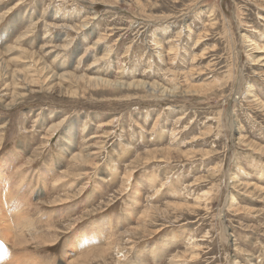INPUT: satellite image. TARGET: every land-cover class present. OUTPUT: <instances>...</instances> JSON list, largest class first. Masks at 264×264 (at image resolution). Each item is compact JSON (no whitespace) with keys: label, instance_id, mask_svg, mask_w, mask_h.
<instances>
[{"label":"rangeland","instance_id":"rangeland-1","mask_svg":"<svg viewBox=\"0 0 264 264\" xmlns=\"http://www.w3.org/2000/svg\"><path fill=\"white\" fill-rule=\"evenodd\" d=\"M262 106L264 0H0V264H264Z\"/></svg>","mask_w":264,"mask_h":264},{"label":"bare ground","instance_id":"bare-ground-1","mask_svg":"<svg viewBox=\"0 0 264 264\" xmlns=\"http://www.w3.org/2000/svg\"><path fill=\"white\" fill-rule=\"evenodd\" d=\"M217 26V25H216ZM157 30V29H156ZM181 32V31H180ZM99 43V42H98ZM98 45V44H97ZM263 49V48H262ZM260 50V49H259ZM173 51V50H172ZM108 56V55H107ZM15 73V72H14ZM20 74V73H19ZM21 75V74H20ZM16 76H17V74H16ZM18 78H20V76H18ZM21 79V78H20ZM61 82V81H60ZM250 87V86H249ZM60 88V87H59ZM248 92H250L249 90L247 91V93ZM13 104V103H12ZM261 105V104H260ZM262 107H264V106H262ZM234 146V145H233ZM178 155V154H177ZM83 158V157H82ZM83 159H85V158H83ZM218 173V172H217ZM240 185V184H239ZM238 185V186H239ZM7 200H9V196H7V198H6ZM234 203V202H233ZM232 203V204H233ZM9 208H11L10 206H9ZM8 208V209H9ZM12 211V210H11ZM8 213H10V212H8ZM22 235V234H21ZM0 236L3 238H7V239H9V237L12 239L13 237V235H12V233H11V229H10V226H9V224H8V221H7V214H6V208H5V206H4V204H2V202H1V197H0ZM21 237V236H20ZM81 237H79L78 239H80ZM17 240V239H16ZM27 241V240H26ZM8 242H9V240H8ZM18 242V241H17ZM22 242H20L19 243V245H26V243H22ZM72 246H73V244H71ZM75 248V247H74ZM78 249V248H77ZM75 250H76V248H75ZM77 251V250H76ZM0 254H3L2 252H1V249H0ZM9 258V257H8ZM10 258H12V257H10ZM14 259V258H13ZM3 261V260H2ZM9 261H10V259H9ZM13 262H16V261H13ZM72 263H73V261H72ZM2 264H3V262H2Z\"/></svg>","mask_w":264,"mask_h":264}]
</instances>
